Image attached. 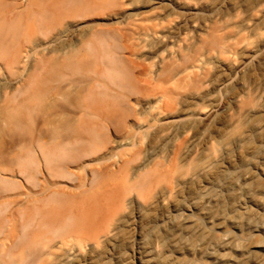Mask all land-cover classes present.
<instances>
[{"label": "bare ground", "instance_id": "obj_1", "mask_svg": "<svg viewBox=\"0 0 264 264\" xmlns=\"http://www.w3.org/2000/svg\"><path fill=\"white\" fill-rule=\"evenodd\" d=\"M66 1L0 19V264H264V69L235 113L195 110L264 62L240 0Z\"/></svg>", "mask_w": 264, "mask_h": 264}, {"label": "rangeland", "instance_id": "obj_2", "mask_svg": "<svg viewBox=\"0 0 264 264\" xmlns=\"http://www.w3.org/2000/svg\"><path fill=\"white\" fill-rule=\"evenodd\" d=\"M0 19L2 20L1 17L5 16L8 11V7L10 8V5L12 4V0H0ZM142 0H124L126 4H132V5H138L140 4ZM211 0H188L190 7H194L197 11H203L204 10V5ZM67 8L68 11H73L75 8L78 12V15L81 16L82 14L81 11L83 7L88 6L89 9L93 7V5H90L91 2L90 0H67ZM87 2V3H85ZM89 2V3H88ZM240 4L236 10V12L233 15V19L237 20L238 22H242V26L239 27L238 33H239V38L243 42L242 46H239V48H242L246 45H249V49L253 48L258 42L264 39V0H240ZM102 4V3H101ZM91 7H90V6ZM71 8V9H70ZM82 8V9H81ZM132 8V7H129ZM169 8L174 9L175 12H173L174 16H178L180 13H182L181 10L176 9L174 5L170 2H168V6L162 5V4H156L155 9L148 11L145 10L143 13H141L142 16H149L150 14H155V13H161L163 14L165 10H168ZM74 9V10H75ZM36 10V9H35ZM92 13V12H91ZM103 14V12H101ZM99 13V15H102ZM95 14V13H94ZM49 13L45 15L47 17ZM98 15V14H97ZM108 15V14H107ZM100 16L99 19H103L107 16ZM24 14H21L19 16V20L14 22L13 24H9L8 26L12 27H18L19 33L18 37L21 38L22 36V27L21 25L25 23L24 20ZM0 20V21H1ZM35 23L33 24V32L34 34L38 33L40 27H42V23L40 22L39 16L35 18ZM2 22V21H1ZM41 23V24H40ZM2 28H6L4 25L5 23H1ZM4 26V27H3ZM5 30V29H3ZM39 39H41L40 35H37ZM0 52H2L0 50ZM4 54V51L2 52ZM0 53V54H2ZM2 54V55H3ZM0 57H2L0 55ZM236 60L238 61V58L236 57ZM210 75L209 78H213L214 83L218 82L223 76L225 75V71L220 70L218 66L215 64H211L209 67ZM264 69V62L261 65H256L254 66L251 70L245 72L237 81H233L231 85L228 87L221 89V90H214L212 86H208L206 81L205 83L207 84V87H204L202 90V95H207L208 93H211L210 96H208L206 99H203L201 101H198V106L195 109L196 112L199 113H206L210 109H219V108H224V107H229L233 109V113L236 112V109H234L233 105H231L229 102L234 96H241L243 94H253V86L254 83L259 79L261 76V73ZM253 98L255 99V104L256 107L259 109L261 108L262 115H264V103L262 100L256 97V95H252ZM263 103V104H262ZM221 117H217L212 123L210 127V131L212 133H215V131L221 127ZM5 125L0 122V143H7L8 139L6 140L3 135L5 134ZM259 239L263 238V235H258Z\"/></svg>", "mask_w": 264, "mask_h": 264}]
</instances>
